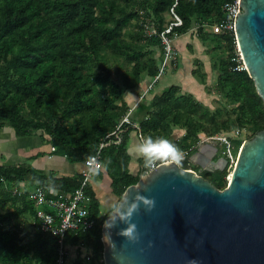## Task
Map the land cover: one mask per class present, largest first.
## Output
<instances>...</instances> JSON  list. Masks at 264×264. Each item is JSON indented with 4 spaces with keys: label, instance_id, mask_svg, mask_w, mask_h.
<instances>
[{
    "label": "trees",
    "instance_id": "1",
    "mask_svg": "<svg viewBox=\"0 0 264 264\" xmlns=\"http://www.w3.org/2000/svg\"><path fill=\"white\" fill-rule=\"evenodd\" d=\"M235 1L146 0L147 14H153L159 21L151 41L164 48L160 37L164 31L161 14L171 11L181 24L171 27L168 39L187 33L197 23L198 37L207 42L209 37L203 33L204 25L218 23L223 18L224 5ZM137 16L132 0H0V128L7 124L17 138L42 131L50 137L48 140L43 137L42 142L55 146L54 153L72 164L84 165L86 157L94 156L100 148L99 162L107 164L110 161L105 172L110 179L114 203L102 215L101 201L90 184L86 192L91 198L88 211L94 225L87 233L68 238L73 245L85 242V247L91 248L88 264L103 258V223L126 188L139 180L138 174L129 171L130 135L135 133L139 140L148 135L169 139L172 127L181 125L188 130L187 137L189 134L197 137V132L205 130L199 120L208 117L216 121L217 116H209L208 110L190 94L179 95L178 87L171 86L153 98L150 110L139 124L132 119L123 121L129 108L125 102L118 106L116 97L106 95L108 89L115 92L119 86L108 79L109 70L102 60L107 59L108 53H120L129 63L135 62L131 69L134 82L126 83L130 89L141 82L145 71L152 79L160 75L158 69L142 63L140 53L124 45L121 38L123 30ZM214 36L228 52L220 62L217 86L236 104V111L252 124L256 134L264 130L263 101L246 69L233 70L237 64L234 36L226 32ZM195 117L200 119L196 121ZM54 118L57 123L52 126ZM69 118L81 125L80 131L91 133L93 140H84L83 135L74 133L71 128L67 131L64 122ZM173 143L179 145V141ZM181 146L189 150L191 144L184 140ZM40 156L42 152L29 159ZM139 162L142 172V157ZM181 167L187 168L185 163ZM225 175L226 171L202 174L218 189L225 187ZM82 179V173L63 176L53 171L38 172L29 164L0 165V187L4 183L19 186L31 180L37 185L35 188L70 194L80 186ZM20 194V191L13 195L0 192V203L21 201L12 215H30L37 230L30 233L20 225H10V216H7L6 221L0 223V264H56V239L39 229L38 211L29 193L23 197ZM73 264L86 263L79 258Z\"/></svg>",
    "mask_w": 264,
    "mask_h": 264
},
{
    "label": "water",
    "instance_id": "2",
    "mask_svg": "<svg viewBox=\"0 0 264 264\" xmlns=\"http://www.w3.org/2000/svg\"><path fill=\"white\" fill-rule=\"evenodd\" d=\"M239 4L236 42L264 104V0ZM217 154V146L205 143L194 162L208 172L223 171L228 161ZM137 194L154 199L155 207L146 212L141 203L132 215L135 243L119 234L127 227L124 219L114 211L106 217L114 226L103 223L104 264H264V130L244 141L225 188L195 171L160 164L141 173L118 205L126 211Z\"/></svg>",
    "mask_w": 264,
    "mask_h": 264
},
{
    "label": "rangeland",
    "instance_id": "3",
    "mask_svg": "<svg viewBox=\"0 0 264 264\" xmlns=\"http://www.w3.org/2000/svg\"><path fill=\"white\" fill-rule=\"evenodd\" d=\"M146 0H132V8L138 13V16L131 20L129 25L121 33V38L124 41V45H129L133 51L140 53V61L146 63L149 67L158 69L163 68L158 79H152L147 72H143L142 80L134 88H127V84H132L134 79L132 78L131 69L135 62L129 63L126 60L125 55L120 53L107 54V59H103L102 63L109 70L108 79L113 81L119 86V90L112 92L107 90L106 95H110L115 99V103L118 106L125 102L129 111L125 117L131 119L132 116L136 117L135 107L138 108L141 105L150 110V105L155 97H159L163 92L168 90L171 86L178 87L179 95L190 94L196 101L203 105L208 110L209 116H216L215 120H210L205 117L201 121L205 130L203 132H197V137L193 134H189L188 130L180 126L172 127V135L169 138L171 142L179 141L178 147L185 153V159L182 164L185 163L187 168L196 170L197 174L202 175L206 170L198 166L194 162V156L198 149L205 143H211L218 147L217 157H224L228 163L223 171H226L225 175V187L228 185V176L233 171L239 152L244 141L251 140L255 135V129L252 124L246 122L240 117V114L236 111V104L226 96L225 92L221 90L218 84V77L220 73V62L222 58H226L228 52L221 44L220 40L215 37L212 26L204 25L203 33L208 35V41L203 42L198 37V24L194 23L191 29L179 36H174L168 39V34L173 25L176 24V19L171 11L161 14V22L164 31L160 34L163 47H159L151 41V35H155L158 18L153 14H147L145 9ZM175 21V22H174ZM211 38L216 39L211 40ZM236 44V42H235ZM237 45V44H236ZM131 51V50H130ZM168 58V59H167ZM166 61V62H165ZM166 63V64H165ZM2 61H0V65ZM165 65V66H164ZM95 71H101L99 68H94ZM195 72V75H193ZM106 76V74H104ZM136 91V92H135ZM136 93L132 99H128V95ZM133 93V94H134ZM129 102V105H128ZM134 119V118H133ZM196 121L200 118L195 117ZM134 121H137L134 119ZM57 123V119L51 120V125L54 126ZM11 129L7 124H4L0 129ZM64 128L68 131L69 128L74 133H80L83 135L84 140H93L91 133L83 132L81 125L76 123L74 118H69L64 122ZM217 129L216 131H214ZM4 132V131H3ZM34 135H40L43 139L48 140L50 137L45 135L42 131H38ZM186 140L188 144H191L189 150L182 148L181 144ZM44 148H47L48 156H60L58 153L52 151V147H55L47 142H43ZM66 159V158H65ZM66 164H70L66 160ZM0 164L5 167L13 165V163L6 160H0ZM67 164V165H68ZM16 165V164H15ZM79 164H74L75 172L80 169ZM86 171L85 165H83ZM133 168V163L131 164ZM186 168V169H187ZM217 171V170H216ZM215 170L212 172H216ZM42 172H44L42 170ZM58 172V171H57ZM62 174L68 176V168L64 171H60ZM37 185L31 180L26 183L19 184V186H13L10 183H4L0 187V192L14 194L20 191V197L25 196V193L33 191ZM91 187L101 201V212L105 215L108 211V207L114 203L115 198L110 194V179L105 171H100L99 175L94 176L91 179ZM223 187V188H225ZM21 205V201L15 203L7 201L4 204L0 203V223L6 221V217L10 216V225H20L25 231L34 233L37 230V224L30 215L15 216L12 215L16 207ZM69 246V243H68ZM68 255L70 257L69 264H73L79 258L85 261L86 264L90 261L86 257L83 258V254L88 252L87 247H82L80 250L68 249ZM103 258H99L94 264H102ZM68 262V261H67ZM33 264H47L46 262H40Z\"/></svg>",
    "mask_w": 264,
    "mask_h": 264
},
{
    "label": "built area",
    "instance_id": "4",
    "mask_svg": "<svg viewBox=\"0 0 264 264\" xmlns=\"http://www.w3.org/2000/svg\"><path fill=\"white\" fill-rule=\"evenodd\" d=\"M239 8V0H236L234 3H226L223 7V18L218 23L212 25L213 32L216 34L226 32L229 35H233L236 42L235 17L236 13L239 11ZM173 15L176 19V24H180L181 20L179 19V17H177L174 13ZM235 55L237 64L233 68V70L246 69L238 45H236L235 48ZM161 70L163 71V68ZM157 79L158 77L156 78V80ZM128 120V117H125L123 119V121ZM51 150L55 151V147H52ZM100 150L101 148L94 155L97 157L98 161L100 158ZM159 165L160 164H158L157 166ZM152 169L154 168L143 167L142 173H147ZM187 169L192 170L190 168ZM82 175L83 179L80 181V186L70 194H66L64 192H57L55 194H52L50 191L51 189H44L42 187H37L33 191L29 192V198L34 201L38 211L37 213L39 229L43 233L50 234L56 239V264H69L70 257L67 250H80V248L86 246L85 242H78L77 244L73 245L71 241H68L69 236L76 237L78 234L87 233L94 225V220L90 218L88 211L91 198L86 192L88 187H90L91 179L93 177L90 176L87 169L86 171L84 170ZM91 255V248L88 247V252L83 254L82 256L90 259Z\"/></svg>",
    "mask_w": 264,
    "mask_h": 264
},
{
    "label": "crops",
    "instance_id": "5",
    "mask_svg": "<svg viewBox=\"0 0 264 264\" xmlns=\"http://www.w3.org/2000/svg\"><path fill=\"white\" fill-rule=\"evenodd\" d=\"M136 92V91H135ZM134 93V92H133ZM128 95V99H132L136 93ZM129 105V102H128ZM136 117L132 116L131 119L134 120L137 124H139L145 117L148 112V109L141 105L140 107L136 108ZM134 118V119H133ZM4 131V132H3ZM140 140L135 133L130 135V139L128 142V154L130 156L129 161V171L133 175H140L141 172V163L139 159L141 157L135 151V145L139 143ZM47 148H44L42 137L40 135H32L26 138H17L15 137L14 131L12 129H0V160H6L7 162L13 163V165L19 164H29L37 170L38 172L48 173L50 171L57 172L59 175L67 176L66 174L60 173V171H64L68 168V176L76 174V173H83L84 168L82 164L80 165V169L75 172L74 164L71 166L70 164H66L67 162L64 156H48ZM42 152V156L29 159L30 157H34L37 153ZM133 163V168L131 164ZM12 166L11 164H9ZM77 165V164H76ZM78 165V166H79ZM52 194L57 192H61L55 189L50 190ZM97 197V195H96ZM98 198V197H97ZM99 199V198H98Z\"/></svg>",
    "mask_w": 264,
    "mask_h": 264
},
{
    "label": "clouds",
    "instance_id": "6",
    "mask_svg": "<svg viewBox=\"0 0 264 264\" xmlns=\"http://www.w3.org/2000/svg\"><path fill=\"white\" fill-rule=\"evenodd\" d=\"M135 151L139 157L143 158L144 168H155L158 164L182 165L185 158V153L173 142L164 137L153 138L151 135L142 136L139 143L135 145ZM110 163V161L108 162ZM108 163L99 162L96 156L89 155L85 160V168L90 176L99 175L100 171L108 170ZM144 205L146 212H151L155 207V200L137 194L131 201L128 202L127 210L117 205L113 211L127 222V227L119 234L126 238L129 243H135L139 240L137 225L131 222V217L134 213H139L140 204ZM106 228L113 227L114 224H109L105 221ZM103 239H106L103 237Z\"/></svg>",
    "mask_w": 264,
    "mask_h": 264
},
{
    "label": "bare ground",
    "instance_id": "7",
    "mask_svg": "<svg viewBox=\"0 0 264 264\" xmlns=\"http://www.w3.org/2000/svg\"><path fill=\"white\" fill-rule=\"evenodd\" d=\"M231 175H232V172H231V174L228 176V181L231 179Z\"/></svg>",
    "mask_w": 264,
    "mask_h": 264
},
{
    "label": "flooded vegetation",
    "instance_id": "8",
    "mask_svg": "<svg viewBox=\"0 0 264 264\" xmlns=\"http://www.w3.org/2000/svg\"><path fill=\"white\" fill-rule=\"evenodd\" d=\"M196 172V170H194ZM216 171V170H215ZM197 173V172H196Z\"/></svg>",
    "mask_w": 264,
    "mask_h": 264
}]
</instances>
